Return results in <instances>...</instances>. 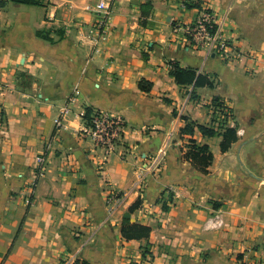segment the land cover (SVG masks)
Here are the masks:
<instances>
[{"label": "crops", "instance_id": "crops-1", "mask_svg": "<svg viewBox=\"0 0 264 264\" xmlns=\"http://www.w3.org/2000/svg\"><path fill=\"white\" fill-rule=\"evenodd\" d=\"M3 1L0 264H264V0ZM100 2L111 12L96 42ZM204 12L238 54L188 43L183 27ZM172 63L213 86L177 84ZM217 99L232 117L215 114ZM88 111L127 124L103 172L82 135ZM183 116L237 131L227 152L221 136L195 132L213 154L207 174L185 159ZM108 187L121 196L111 206ZM138 200L131 221L151 233L128 240L123 220ZM217 214L223 226L209 229Z\"/></svg>", "mask_w": 264, "mask_h": 264}, {"label": "built area", "instance_id": "built-area-1", "mask_svg": "<svg viewBox=\"0 0 264 264\" xmlns=\"http://www.w3.org/2000/svg\"><path fill=\"white\" fill-rule=\"evenodd\" d=\"M95 12L98 15V32L94 37L96 42L105 35L107 28V19L110 16L111 8L105 2H100L95 6ZM188 43L196 48H203L209 51L227 55L238 54L235 46L225 42L222 39L220 29L215 21L214 15L210 12H204L202 17L193 24L183 27ZM231 58V57H230ZM68 113V109L58 118L57 124L61 125L64 116ZM225 117V116H224ZM4 113L0 110V126L4 123ZM127 124L121 116H114L109 112L100 111L93 113L88 120V125L82 130V135L90 139L95 147V152H101L99 157V169L104 171L106 164L110 158L115 155L126 131ZM98 154V153H97ZM46 171V161L42 157L38 166L37 175L43 176ZM108 205H114L119 202L121 196L108 187ZM224 220L221 214H217L209 219L207 227L209 229H218L222 227ZM65 264H76L78 262L75 257H68ZM81 264V263H80Z\"/></svg>", "mask_w": 264, "mask_h": 264}, {"label": "trees", "instance_id": "trees-1", "mask_svg": "<svg viewBox=\"0 0 264 264\" xmlns=\"http://www.w3.org/2000/svg\"><path fill=\"white\" fill-rule=\"evenodd\" d=\"M15 4H25V5H42L44 0H9ZM194 1V0H193ZM0 5L4 6L5 1L0 0ZM200 0H195L188 4V7H200ZM170 74L174 77L177 84L181 86L194 85L196 88L199 87H211L213 86V81L202 74L197 75L196 70L189 68H182L178 64L172 63L170 65ZM153 87V84L150 82L142 81L140 82V89L143 91H150ZM215 114L218 112L221 115H225L224 119H228L229 116L232 117L231 111L227 110L225 103L217 99L214 101ZM217 110V111H216ZM87 117H90V111H88ZM186 124L180 130L181 136H191L187 144V152L185 153V159L192 163L199 171L204 174L208 173V168L212 163L213 154L210 151L208 145L199 144L194 138L195 132L198 130L202 135L206 137H215L221 136L222 143L221 149L223 152H227L232 145L238 140L237 131L234 127H230L228 124H219V128L215 129L214 126H205L199 124L198 122L192 120L187 116H183ZM215 119H218L215 118ZM223 119V118H222ZM216 121V120H215ZM163 205L164 210H168L167 201ZM141 205V201L138 200L134 203L130 209L129 213L124 217L122 233L124 237L128 240L131 239H147L150 236L151 228L142 224H138L131 221V213L138 209ZM150 254L149 249L144 250V256Z\"/></svg>", "mask_w": 264, "mask_h": 264}, {"label": "rangeland", "instance_id": "rangeland-1", "mask_svg": "<svg viewBox=\"0 0 264 264\" xmlns=\"http://www.w3.org/2000/svg\"><path fill=\"white\" fill-rule=\"evenodd\" d=\"M224 116H225V115L222 114L220 117H221V118H224Z\"/></svg>", "mask_w": 264, "mask_h": 264}]
</instances>
